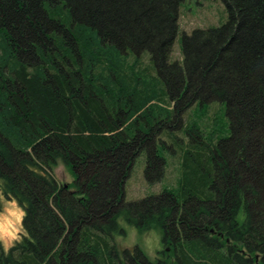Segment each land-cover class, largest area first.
<instances>
[{"label":"trees","instance_id":"1","mask_svg":"<svg viewBox=\"0 0 264 264\" xmlns=\"http://www.w3.org/2000/svg\"><path fill=\"white\" fill-rule=\"evenodd\" d=\"M182 1L0 0V194L23 213L0 264H264V0H222L226 20L182 32L178 61ZM212 102L225 122L179 128ZM162 131L178 187L126 202L141 152L162 179ZM120 220L159 229L169 263L118 251Z\"/></svg>","mask_w":264,"mask_h":264},{"label":"rangeland","instance_id":"2","mask_svg":"<svg viewBox=\"0 0 264 264\" xmlns=\"http://www.w3.org/2000/svg\"><path fill=\"white\" fill-rule=\"evenodd\" d=\"M226 18L227 12L222 0H183L180 7L177 39L174 44V53L171 60L175 59L181 61L182 54L178 40L182 32L185 31L189 33L194 28L219 26ZM207 106L208 111L210 110L207 115H211V118L199 115L193 106L182 115L179 128H184L195 119V121L199 123L202 131H210L212 125L215 123L213 116L223 122L226 121L223 105L219 102H212ZM215 128L217 129L215 131L217 135L221 136L225 134L221 132V129H218L220 127L216 126ZM177 133L178 137H182L180 140L185 145V143H187V136L179 130ZM157 138V140L160 139L169 146L162 149L160 143L157 144L158 154L165 159L162 179L154 184H148L144 177L147 154L145 151L141 152L139 156L136 157L130 176L124 185V200L126 202L137 201L150 195L159 194L163 190H173L178 187L181 176L180 152L177 151L174 146L170 148L171 139L167 136V133L162 131ZM53 175L60 186L70 185L74 180L70 169L62 162H58L53 168ZM22 216V209L18 206L16 201L5 199L0 194V244L4 251H7L13 243L20 238V234H22ZM239 220H242V216L239 217ZM5 221H7L8 224V235L1 230V225L4 224ZM119 228L122 232L118 231L113 235L114 243L118 251L122 252L124 249L132 251L135 247H138L149 261L155 262L157 260L162 261L167 259L169 263V258L166 255L168 247L162 245V234L159 229H152L146 233H142L121 220L119 221Z\"/></svg>","mask_w":264,"mask_h":264},{"label":"bare ground","instance_id":"3","mask_svg":"<svg viewBox=\"0 0 264 264\" xmlns=\"http://www.w3.org/2000/svg\"><path fill=\"white\" fill-rule=\"evenodd\" d=\"M1 230H2L3 233H5L6 235H8L9 230H8L7 221H5L4 224L1 225Z\"/></svg>","mask_w":264,"mask_h":264}]
</instances>
